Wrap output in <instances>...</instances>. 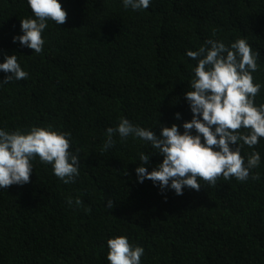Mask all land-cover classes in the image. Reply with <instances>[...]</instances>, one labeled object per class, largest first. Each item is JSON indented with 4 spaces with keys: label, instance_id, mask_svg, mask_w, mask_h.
<instances>
[{
    "label": "trees",
    "instance_id": "16d2710c",
    "mask_svg": "<svg viewBox=\"0 0 264 264\" xmlns=\"http://www.w3.org/2000/svg\"><path fill=\"white\" fill-rule=\"evenodd\" d=\"M59 2L67 22L48 21L36 54L13 43L20 20L35 18L27 0H0V63L17 55L28 73L0 83V130L69 133L80 175L64 184L36 157L28 184L0 189V264H110L107 241L122 234L144 248L141 264H264V138L241 149L245 161L260 153L251 172L259 180H200L208 190L182 196L138 182L141 153L150 155L149 172L163 160L147 142L116 135L103 150L122 117L157 136L172 125L183 133L197 66L186 53L209 39L230 47L244 38L259 52L252 75L262 86L255 104H264V0H150L141 10L123 0ZM184 199L198 203L187 214Z\"/></svg>",
    "mask_w": 264,
    "mask_h": 264
},
{
    "label": "clouds",
    "instance_id": "9594fccd",
    "mask_svg": "<svg viewBox=\"0 0 264 264\" xmlns=\"http://www.w3.org/2000/svg\"><path fill=\"white\" fill-rule=\"evenodd\" d=\"M27 3L35 18L20 20L23 34L13 37V43L18 41L22 47L40 54L45 43L42 33L48 21L63 25L67 22V12L59 0H27ZM123 6L148 9L150 0H123ZM186 55L197 61V66L193 69L191 90L184 94L192 119L183 123V133L177 125H172L162 127L157 136L152 129L133 125L122 117L117 127L106 130L103 145L105 151L113 147L116 135L121 140L132 136L147 142L163 160L149 172L145 165L149 164L150 155L141 153V166L135 169L138 182L150 180L162 192H175L177 196L203 194L209 187L200 180L211 186L221 176L225 180L234 177L246 182L252 170L259 167L261 157L253 151L245 161L241 149L245 145L253 148L264 138V104H255L262 86L253 83L252 75L259 68V52H253L244 38L237 39L230 47L209 39L198 51H187ZM0 71L8 74L0 83L28 79L17 55H5ZM176 119H180L179 113ZM69 149L70 134L53 130L51 125L31 127L27 132L0 130V189L28 184L33 172L31 162L36 157L41 163L52 165L54 175L64 184L75 182L74 178L80 175L79 150L74 154ZM251 179L259 180V173L251 175ZM67 202L73 203L71 199ZM75 204L80 206L82 201L76 199ZM197 204L184 199L182 213L191 212V206ZM107 208H113V201H107ZM107 247L110 264H141L145 252L143 247L130 244L123 234L109 239Z\"/></svg>",
    "mask_w": 264,
    "mask_h": 264
}]
</instances>
